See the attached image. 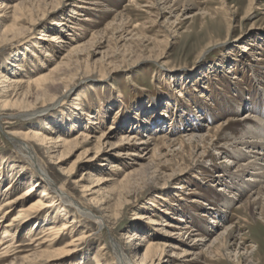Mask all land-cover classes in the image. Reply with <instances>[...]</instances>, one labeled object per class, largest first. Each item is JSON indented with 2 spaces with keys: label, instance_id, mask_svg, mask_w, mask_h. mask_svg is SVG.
<instances>
[{
  "label": "rangeland",
  "instance_id": "1",
  "mask_svg": "<svg viewBox=\"0 0 264 264\" xmlns=\"http://www.w3.org/2000/svg\"><path fill=\"white\" fill-rule=\"evenodd\" d=\"M11 1L13 3L15 0ZM61 2L57 8H54L55 0L35 2L45 13V17L34 31L29 32L26 41L0 47V70L6 75L24 72L27 76L34 77L55 65L64 49L59 53H51L55 60L46 64L47 68L44 70L31 58V52H35L41 59L50 49L44 42H39L37 46L36 42L42 32L58 34L66 43L78 42L87 44V47H90L88 40L93 38L92 41L100 42V51L106 50V56L100 58L101 54H95L99 50L86 49L85 53L91 52V57V54L83 53L79 55L77 65L73 63L70 70L63 71L67 76L74 73L76 68L84 70L86 66V73L81 74L86 75L85 81L78 75L74 81L77 86L60 104L53 107L51 105L63 94L64 88L58 85L50 87L48 93L52 95L45 98L55 96L53 101L51 99L41 103L32 96L30 102H35V108L43 109L25 123H22L24 119L10 116L11 113H18V110L0 109V161L26 164L27 158L19 152L17 143L9 134L12 130L27 131L34 127L44 130L48 136L68 133L73 138L78 132L88 130L92 121L98 124H92L96 129V137L112 126L115 129L113 141H117L124 132L134 133L138 138L144 139L151 134L157 136L156 143L161 147L159 155L153 160H139L141 167L127 158L121 159L122 164L118 166L122 172L118 173L116 179L124 182L114 188L112 183L106 182L105 189H113H106L104 194L98 195V198L107 195L113 197L110 201L111 213L119 214L115 219H110L100 210L103 206L94 207L84 199L88 200L89 197L84 196L74 179L84 176V170L100 174L99 169H102L104 172L101 174L106 175L105 168L118 159L114 151L107 153L108 157L103 161L88 162L81 167L86 161L82 159L77 163L78 158L86 149H95L97 144L94 140L79 144L60 163L64 168L78 164L73 178H69L59 172L58 166L53 163L57 161L49 157L43 146L38 147L35 141H28L33 161L46 171L56 187L62 185L63 197L68 200L64 205L66 219L76 216L77 229L90 236L78 243L76 254L62 253L55 256L45 253V256L23 262V257L33 253L37 242L45 237L38 238L44 234L42 228L45 226V216H40L39 222L32 219L26 228L10 233L15 238L12 240L14 244L2 256L0 264H72L76 260L79 264H98L94 253H97L99 246L103 247L111 264H135L132 242H128L129 239L126 238L128 234H143L144 239L146 238V241L134 240V243H140L137 253L141 254L149 241L178 242L176 239L186 238L190 229L207 236L208 244L219 234V230L227 226L229 229L236 226L239 235L245 236V239L235 240L234 246L225 252L220 247L221 252L228 255L225 260L211 261L219 258L214 257V254L209 255L210 258L204 254L200 262L194 264H264V223L260 221L259 215H251L245 208L238 207L243 203L238 199L229 207H223V191L216 190L222 182L237 186V180L226 177L222 182L212 181L222 171L224 164L233 170L236 166L234 162L240 160L231 158L233 154L225 146L226 143L230 144L234 137L248 130L251 125L260 126L256 122L258 118H242L249 112L259 117L264 115V0ZM75 4L84 8H77ZM166 5L171 6L172 12L163 14L164 10H168L163 9ZM186 5L188 8L185 10L183 7ZM72 9L78 14H73ZM122 22L128 24L127 27L131 30L129 34L122 32ZM70 36L75 41H69ZM14 45L17 46V51ZM55 45L58 48V44ZM245 47L249 51L244 52ZM23 56L26 65H29L25 67L33 68L31 74L24 66L23 71L18 69ZM86 57L90 61L84 64L81 59ZM258 58L261 60H257ZM38 101L40 103L36 104ZM221 123L224 126L222 130H215ZM68 126H72L71 131ZM262 134L260 137L264 141V132ZM200 135L208 136L199 141ZM161 136L167 139L180 138L183 144L172 145L168 149V143ZM189 136L193 139L188 140ZM105 148L108 149L106 146ZM203 150H207L206 156H202ZM2 171L4 178L0 181L1 191L10 182L9 169ZM36 175L32 180L39 174ZM205 176L209 181H205ZM29 183L18 184L13 196L23 192V188ZM181 186L185 188L181 189ZM2 198L4 197L0 194V200ZM193 199L196 201L193 202ZM81 207L88 217L78 213L79 209H83ZM210 208L215 212L211 213ZM15 212L5 221L10 220ZM142 216H151L157 222L169 223L170 226L151 224L150 219ZM61 221L62 219L57 224ZM179 228H182L181 231ZM209 229L217 232H205ZM171 231L182 234L170 235ZM2 234L0 231V239ZM10 235L6 240L12 239ZM10 243L7 241L1 245L0 253ZM48 243L49 241L44 242L38 250H54L60 248L65 241L54 246ZM239 245L246 248V251L239 249ZM205 248L206 246L203 249L207 250ZM165 249L167 252L156 261L158 264H185L184 260L191 258L189 256L181 260L182 258L173 255L169 247ZM243 252L248 254V258L243 259Z\"/></svg>",
  "mask_w": 264,
  "mask_h": 264
},
{
  "label": "bare ground",
  "instance_id": "2",
  "mask_svg": "<svg viewBox=\"0 0 264 264\" xmlns=\"http://www.w3.org/2000/svg\"><path fill=\"white\" fill-rule=\"evenodd\" d=\"M36 1L37 0H15L12 3L11 0H0V47H2L3 45L15 44L17 42L26 41L28 39L29 32H32L34 31V29H36L37 25L45 17V13L40 10L41 8L39 7V5L35 4ZM61 1L55 0L56 4L54 5V8L59 7L62 3ZM75 5V7L77 8H84L82 5ZM165 8H167L168 10H164L163 14L165 12H172L171 6L166 5L165 7H163V9ZM183 8L186 10L188 6L186 5ZM72 12L73 14H78V12H76L74 9H72ZM178 17L179 15H177V18ZM58 24L63 26L62 22H59ZM127 25L126 22H122L123 29L124 27L126 28L124 30L121 28V30L122 32L124 31L126 34H129L131 30H129ZM60 38L61 37L58 36V34H47L42 32L41 35H39L38 42H36L37 46L39 42H44L43 44L47 43L48 46L46 45V47L50 48L49 51L47 50L44 54V57L41 59H39V56L35 52H31L32 60L37 62L38 67H41L44 70L47 68L46 64L51 63L52 61L54 62L55 60L53 58L54 55H52L51 53H59V51L64 49V52L62 53V55H60L59 60L55 61V65L47 69L45 73H39V75L32 77L30 75L27 76L24 72L15 75H6V73L0 70V109L18 110V113H11L10 116H15L22 120L24 119L23 122L21 121L22 123H25L26 120L33 117L35 114L40 113V111H42L43 109L40 108V110H38L35 108V102H30V98L32 96L35 97V100L39 99L41 103L42 101L46 102L47 100L51 99L53 101L56 98L55 96V98H45L52 95L48 93L50 87L58 85V87L60 86L64 88V90L62 91L63 94L56 98L55 102H53L54 104L51 103V106L53 107L60 104L62 100L66 98L69 93H71V90L77 86L74 84V81L78 75L81 77L82 81H85L84 79L86 78L84 76L86 75L81 74L86 73V66L84 67V70H82L81 67L76 68V71L74 73H71L67 76L66 74H64L63 71L70 70L73 66V63L74 65H77L76 62L80 61L79 55H82L83 53L86 55H90L91 52L89 54L88 52L85 53L86 49H92V51H94V49L95 51L100 49V42L97 43L95 40L92 41L93 38L88 40L90 47H87V44H80L78 42L73 44L68 42L66 43ZM118 38L123 39V37ZM73 40L74 39L70 36L69 41ZM61 43L65 44L62 45ZM55 44H58V48ZM14 46L15 50L17 51V46ZM103 51L104 50H99V52H96L95 54H101L102 56L100 58H102L106 56V50L104 52ZM245 51H249V48L245 47L244 52ZM91 56L92 54L90 55V57ZM73 57H76V59ZM81 60L84 64L86 63V61H90L89 57H86L84 59L82 58ZM257 60L261 59L258 58ZM20 62H22V64H18L20 65L18 69L20 71H23V66L25 67V65L27 64L25 56L21 58ZM25 68L29 69V74L33 72L32 67ZM40 102L38 101L36 102V104ZM251 113L252 112L247 113L242 118V120H246L247 118L252 117L254 119L258 118V121L256 120V122L260 123V126L253 127L251 125L248 130H246L242 134L240 133L239 136L234 137V140L230 144L226 143L225 146L227 147V149L229 148L230 151H232L233 157L231 158H238L240 160L234 162L236 163V166L233 170H231V168L224 164L222 166V171L218 173L217 178L214 180L212 179V181L216 183H218V181L222 182L226 177H229L232 180H237V186L222 182L221 185H219V188L216 190L217 192L223 191V207H229L231 204H234L235 199H238L239 201H243V203L241 202L242 204L238 207L245 208L251 215L258 214L260 217V221L264 223V141L260 137L263 135L262 132H264V115L263 117H259ZM92 124L98 125L96 121H92V123H89L88 130L78 132V134L73 138H70L68 133V136L65 135L66 133H57L54 136H48V134L44 130L42 131V129H37L34 127L28 129L27 131L15 129L9 132L10 136L15 140L14 142L17 143L19 152L23 155L24 158H27L25 159L27 161H25V165L15 163V161H0V181L4 178L2 174V169L5 168L9 169L8 174L10 178V182L5 186L4 189H2V191L0 190L1 196L4 197L0 200V231L3 233L0 239V246L7 241H9V243L11 242L3 251L4 253H0V259L12 247L11 245L14 244V241L12 240H14L15 238L11 237L12 235H10V233H16L20 231V229L26 228L31 222L30 220L32 219H34L36 223L39 222L38 220L40 216H45L43 219V221H45V226L42 228L44 234H41V236H39L38 238L41 239L44 236L45 237L44 239L38 242L36 240L38 238L36 237L35 240L37 244L35 250L33 251V253L29 254H27L26 251L25 254L27 255L23 257V262L29 261L31 258L45 256V253H50L55 256L61 255L62 253L76 254L75 252L78 248V243L86 240L90 236L88 234H85L83 230L79 231L77 229L78 220L75 219L76 216H73L72 218H70V220L66 219V210L64 205L68 200L63 197L62 185L56 187L52 179L48 178V174L45 173L46 171L43 168H39L36 162L33 161L34 158H32L29 154L31 146L28 141H35L38 147L43 146V148L46 150V153L50 155L49 157L55 158V160L57 161L53 163L58 166L59 172L69 178H73L74 174L76 173L75 169L76 166H78L77 163H80L81 161L85 160L86 162H83L81 164V167H83L84 165H86V163L88 164V162L94 163L95 161H103L108 157L107 153L111 154V151H114V155H116L118 159H116L114 162H110L109 166L105 168V172L107 171L106 175L101 174L102 172H104L102 169H99L101 171L100 174L94 173L92 170L87 172H85L86 170H84V176L78 179H74L76 186L81 188V191L84 193V196L89 197L88 200L86 198L84 199L88 203L94 205V207L103 206V208L100 210L106 213L110 219H115L119 214L115 212L111 213L112 210L110 208V201H112L113 197L107 195V197L98 198V195L104 194V192H106V189H108H105L104 187L106 182L112 183L114 185L113 188L115 187V185L122 184L124 182L122 181L121 183V180L118 181L116 179L118 173L122 172V169L120 168V166H118L119 164H122L121 159L127 158L131 160L133 164H139L140 166L141 163H139V160H153V158H156V156L159 155L158 150L161 146H158V144L156 143L157 136L155 137L150 134L148 135V137L146 136L147 139H144L138 138L137 135L134 133L124 132L121 133V136L117 138V141H113L115 129L112 126H110L107 131L102 132L99 136L96 137L94 135V131H96V129L95 126H93ZM71 127L72 126H68L69 131H71ZM222 127H224L222 123L218 124L215 127V130H222ZM205 136L200 135V137H198L199 141H203L205 139ZM160 138H162L168 143V149L172 147V145L178 144L179 146H182L183 144V140H179L180 138L167 139V137L165 136H161ZM160 138L158 137V140ZM190 139L193 138L189 136L188 140ZM90 140H94L96 142L97 146L94 147L95 149H86L84 154H82L78 158L77 163L74 164V166H71L70 168L61 167L60 163L62 162V160L65 159V157L69 155L75 147L82 143H89ZM105 146L108 149H106ZM206 151L207 150H203L202 156H206ZM223 151L224 153H226V150ZM79 160L80 162H78ZM222 162H225V160ZM36 174H39L40 176L38 175L37 178L32 180L35 176H37ZM128 174L129 172L126 173L125 176H127ZM244 174L245 177L243 178L242 176ZM209 176L210 175H208V177ZM208 177L204 178L206 179L205 181H209V179L207 180ZM211 177L214 176L212 175ZM27 182L30 183L23 188V192L13 196V193L16 191V186L21 183L25 185ZM39 188H41V190ZM184 188V186H181V189ZM111 189L108 190L111 191ZM38 192L40 193L39 195ZM192 201L194 202L196 200L193 199ZM210 209L212 210V208ZM13 211L16 212L14 213L12 218H10V220L6 222L5 220L11 216V213ZM214 212V210L211 211V213ZM78 213H81V215H85L86 217H88V214L86 213V211H84V208L81 210L79 209ZM143 217L150 219L149 223L151 224L157 223L164 226L169 225V223L157 222L156 219L152 218L151 216H142V218ZM60 219H62V221L60 222V224H57ZM99 222L100 221H98V223ZM40 224H38V226H40ZM181 229L182 228H179L180 231ZM30 230L31 229H29L28 232H30ZM178 232L179 231H171L169 233L170 235L182 234ZM187 232L188 235L186 238L176 239L178 240V242L165 241L163 243H153L152 241H149L147 245L144 246L143 252L141 254L137 253V249L139 248L140 243H134V240L144 241L146 238L144 239L143 234L139 236V234L131 233L126 235V238L129 239L128 242H132V251L134 252L133 256L136 257L135 264H156L158 260L161 259L164 254H166L167 251L165 247H169L171 251H173V255L179 257L180 259L182 258L181 260H183V258H188L189 256H191V258L184 260L185 264H188L190 262H192V264L200 262V258L204 254L206 256L208 255L209 258V255L214 254V257L216 256L219 258L211 259V261L220 259L225 260L228 255L224 252L228 251L232 246H234L235 240L245 239V236L243 237L242 235H239V229L236 226L235 228L232 227L230 229L227 226L224 227L222 230H219V234L208 244H206V242L209 238H206L207 236L201 235L199 231L197 232V230L195 231L193 229H190ZM205 232L216 233L217 231H211V229H209ZM9 235L12 239L6 240ZM47 241H49L48 244H51L53 246L63 241H65V243L60 248H54V250H38L40 246ZM205 246V249L207 250L203 249ZM220 247L223 248L224 252H221ZM238 248L242 249L243 251H246V248L242 247L241 245H239ZM174 249H179L180 251L176 252ZM96 251L97 253H94L96 263L111 264V262L108 261L106 252L103 251L102 246H99ZM245 254L246 252H243V259L248 258V254ZM76 261L72 264H79L78 261Z\"/></svg>",
  "mask_w": 264,
  "mask_h": 264
}]
</instances>
